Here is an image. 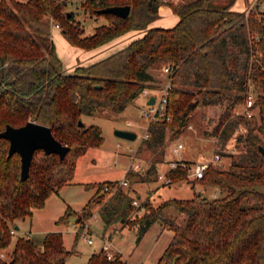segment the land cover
<instances>
[{"label":"trees","instance_id":"trees-1","mask_svg":"<svg viewBox=\"0 0 264 264\" xmlns=\"http://www.w3.org/2000/svg\"><path fill=\"white\" fill-rule=\"evenodd\" d=\"M208 2L79 0L83 16L79 20L67 11L65 0H0V132L7 125L20 127L32 121L48 126L69 147L62 161L57 154L36 150L29 175L22 181L19 155L8 156L9 143L0 138V253L4 254L0 264L65 263L73 251L63 245L60 231L47 232L38 241L11 231L70 184L79 157L102 144L100 127L85 125L82 117L104 110L113 115L123 112L143 89L157 88L160 80L154 71L165 66L173 68L163 76L164 81L171 79L169 120L149 122L147 137L136 151L151 150L157 155L154 161L143 173L126 171L127 187H117L119 181L86 184L96 188L95 193L79 212L67 207L56 224H67L72 214L82 224L97 211L104 229L132 228L139 242L160 221L172 237L157 264H264V0H255L243 12L231 8L234 0L220 8H209ZM161 4L178 17L170 28L150 26ZM126 5L130 11L125 18L98 13ZM101 17L106 23L85 35L82 21ZM52 26L59 28L70 46L85 51L129 32L142 34L109 55L65 73ZM248 93L253 95V116L235 114V106L243 105ZM211 105L225 108L211 135L217 139L214 153L227 155L228 166L210 165L201 179L192 180L181 166L169 169L165 174L171 182L190 184L192 196L169 198L155 207L146 199L141 204L143 214L132 217L139 210L131 204L133 186L157 180L168 138L188 128L197 107ZM233 136L238 152L225 153ZM196 184L211 186L219 195L209 198L195 191ZM168 208L182 214L183 221L162 218L160 213ZM85 264L131 263L118 252L107 259L100 249Z\"/></svg>","mask_w":264,"mask_h":264},{"label":"rangeland","instance_id":"rangeland-1","mask_svg":"<svg viewBox=\"0 0 264 264\" xmlns=\"http://www.w3.org/2000/svg\"><path fill=\"white\" fill-rule=\"evenodd\" d=\"M65 1L68 2L67 11L73 12L77 19L82 20L83 16L81 14L82 10L79 7V0ZM230 1L209 0L208 7L220 8ZM254 2L255 0H234L231 8L243 12L252 6ZM82 23L85 29L84 34L89 35L96 25L106 23V21L101 17L96 21L87 19L82 21ZM52 35L58 57L66 68L69 63L75 61L76 56L72 55L73 48L68 45L64 38L60 41L65 46L58 40L62 35L59 29H54ZM104 55H99L95 60L102 58ZM77 56L80 59L79 55ZM154 75L160 80L156 86L160 88L165 82L163 80L162 68L155 69ZM145 101L144 97L139 96L123 112L117 115H113L111 110H104L92 116L82 117L85 125H96L100 127L103 142L98 147L89 148L84 155L79 157L72 182L60 188L56 193L57 195L52 196V201L47 204L48 208L42 212L43 214L41 216L43 225L46 228L49 226L47 225L49 220L53 215L57 214L55 211L56 206L65 207L68 205L74 212L81 210L96 191V188H86V184L120 181L124 178L132 157H134L135 164L140 167L138 171L140 173H143L149 167L150 163L154 161L157 155L151 150L142 147L138 153L136 152L149 121L140 112L141 108L144 107ZM241 108L242 105H237L235 106V111H239ZM224 109L222 105L197 107L191 115L189 121L190 128L185 129L178 137L168 138L166 141L162 162L158 164L159 173H165L167 171L168 161L172 158L169 148L176 141H180L183 144V149L179 155L183 160L188 162H203L210 159L215 154L214 150H216L217 143V139L211 135L212 129L217 124ZM115 130L132 131L136 134V138L134 140L119 138L115 135ZM240 132H237V134ZM235 136L228 141L225 153L236 154L238 152V148L235 146L237 143ZM220 157V162L215 166L227 167L230 158L225 154L220 155ZM189 180L192 179L189 178ZM133 187L135 190L133 197H140V203L149 199L154 207L161 201L169 198H189L193 192L191 185L185 181L163 185L157 179L151 183L135 184ZM195 191H201L209 198L219 195L218 190L208 185L202 186L196 184ZM143 212L144 209L138 210V212L132 213L131 216H141ZM160 215L162 218L170 219L178 223H181L184 218L182 214L172 208L163 210ZM85 223L88 224V232L93 241L92 244H88L80 233L75 238L76 230L73 227V224H75V216L73 214L69 215L68 223L61 227L56 226L55 223L50 225L53 228H63V240L69 249H73V253L70 255L71 258L65 264H85L87 255L98 250L102 244L101 237L104 240H111L114 245L112 251L120 253L122 259H126L131 264H157L163 250L172 237V232L162 227L160 221L153 223L139 242H136V231L132 228L128 229L124 227L120 230V226L116 225L115 229H104L103 222L97 211H94L82 224ZM19 224L23 226L22 231L23 228L28 229L29 223L22 224L19 222ZM32 231L34 232V229ZM32 238L38 241L41 235L33 233Z\"/></svg>","mask_w":264,"mask_h":264},{"label":"built area","instance_id":"built-area-1","mask_svg":"<svg viewBox=\"0 0 264 264\" xmlns=\"http://www.w3.org/2000/svg\"><path fill=\"white\" fill-rule=\"evenodd\" d=\"M257 40V37H255ZM173 71V68L170 66H165L162 68L163 75H169ZM171 79L167 78V80L164 82V84L160 88H145L140 93L139 96H142L145 98L144 107L141 108L140 112L143 116L148 118V123L153 122H161V121H168L169 115L167 113V103H168V97H169V91L171 89ZM154 94V95H151ZM150 98H153V103L149 104L148 101ZM253 105V95L251 93L247 94V98L245 103L242 105V108L239 111H235V114H242L245 117H251L254 114V110L252 108ZM129 124V123H128ZM148 125V124H147ZM147 128V127H146ZM190 128V125L188 126ZM146 130L143 138H146ZM183 149V144L180 141L174 142L169 150L172 154V158L168 161V167L167 171L169 169H174L178 166H181L186 169L187 171V177L191 179H201L204 175V172L210 165H216L220 162L221 157L218 154H214L210 159L203 161V162H193L189 165L185 164L183 162V159L179 157L181 151ZM131 171H139L140 167L135 164L134 157H132L130 165L127 169ZM166 171V172H167ZM165 172V173H166ZM164 172H160L157 176V179L159 182H161L163 185H169L171 184V179L166 176ZM129 184V180L126 176H124L123 179H121L118 182L117 187H127ZM103 190L106 192L108 191V186H105ZM132 206L139 208L140 210H143L142 202L140 203V197H136L131 202ZM73 227L75 228L76 232L81 236H83L88 244H92L93 241L89 236V227L88 224H80L76 223L73 224ZM15 230L11 231V233H14ZM28 236V235H27ZM113 243L111 240L107 239L104 240L102 243V251L104 252L107 259H112L115 252L112 251ZM0 257H4L3 253H0Z\"/></svg>","mask_w":264,"mask_h":264},{"label":"water","instance_id":"water-1","mask_svg":"<svg viewBox=\"0 0 264 264\" xmlns=\"http://www.w3.org/2000/svg\"><path fill=\"white\" fill-rule=\"evenodd\" d=\"M130 7L113 6L98 10V13H109L115 16L125 18L128 16ZM153 103V98L148 101ZM79 127H83L82 121L78 122ZM115 135L126 140H134L136 134L128 130H115ZM0 138L8 141V156L17 153L20 157V179L24 181L29 175V167L33 153L36 150H43L45 154H57L59 160L62 161L69 147L59 142L53 135L48 126L41 125L32 121L26 122L20 127H12L7 125L3 131L0 132ZM18 227L15 226L14 230Z\"/></svg>","mask_w":264,"mask_h":264},{"label":"crops","instance_id":"crops-1","mask_svg":"<svg viewBox=\"0 0 264 264\" xmlns=\"http://www.w3.org/2000/svg\"><path fill=\"white\" fill-rule=\"evenodd\" d=\"M162 1H164V2H176L177 0H162ZM177 21H178V17L172 12L171 8L168 5H166V4H161L158 7V18L156 20H154L150 24V26L151 27L170 28V27L174 26ZM54 29H59V28L57 26H52V29H51L52 39H53V35L52 34H53ZM141 34H142V32H129V33H127V34H125V35L113 40L112 42H110V43H108V44H106V45H104V46H102L100 48H97V49H94V50H90V51H85V50H82V49H79V48H75V47H72V46H70L68 44L71 48H73L72 55L76 56L77 58L75 57V61L73 63H69L66 68L63 66V71L65 73H71L73 71V69L79 64L87 65V64H89L91 62L97 61V60L101 59V58H99V59L95 60L96 58L99 57V55L105 54L104 56H107L112 51H115V50L123 47L130 40H132L135 37L140 36ZM57 37H55V38H57ZM61 39L63 40V36L62 35L59 37L58 40L60 41ZM53 42H54V39H53ZM60 42H61V44L64 45V43L62 41H60ZM56 52H57V49H56ZM57 55H58V53H57ZM77 55H79L80 59L78 58ZM53 195H57V194L56 193L52 194L46 200L45 205H44V207L42 209H36V210L32 211V217H31L30 220L21 222L22 224H26V223L28 224L29 223L28 229L27 228H23V231H22V227L23 226L21 224H19V223L16 225L18 227V229L15 230V235H25V236L28 235L29 237H32L33 233H37V234L42 236L43 234H45L47 232H51V231H60L61 233L63 232V230H62L63 228L62 229L61 228H53L50 225L52 223L56 224L57 219L60 216H62L64 214L66 208L69 207L68 205H66L65 207L64 206L63 207H57V206L55 207V211H56L57 214L53 215V217L49 220V223L47 224L49 226L47 228H46V226L43 225V221L41 219V216L43 214L42 212L47 210L46 209V208H48L47 204H49L52 201V196ZM56 226L61 227L62 225H57L56 224ZM32 229H34V232L32 231ZM76 236H78L77 232L75 233V238H76ZM62 238H63V233H62ZM103 241H104V239L101 237V242L103 243ZM63 245L65 246V248L68 251H70V250L73 251V249H69L68 248V246L65 244L64 240H63ZM101 247H102V244L100 245L98 250H100ZM113 247H114V245H113ZM98 250H96L94 252H97ZM94 252H92V253H94ZM92 253L87 255V260H88V258L90 257V255ZM70 258L71 257L69 256L67 258V260H69ZM67 260L65 262H67ZM87 260H86V262H87Z\"/></svg>","mask_w":264,"mask_h":264}]
</instances>
